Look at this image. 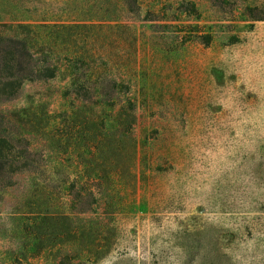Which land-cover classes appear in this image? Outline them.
<instances>
[{"label":"rangeland","instance_id":"obj_1","mask_svg":"<svg viewBox=\"0 0 264 264\" xmlns=\"http://www.w3.org/2000/svg\"><path fill=\"white\" fill-rule=\"evenodd\" d=\"M59 22L66 26L54 42L50 25ZM16 23L49 25L32 31H44L62 62L73 47L81 70L107 61L136 100L134 159L127 143L118 151L135 186L120 189L110 249L86 264H264V0H0L2 31ZM68 72L25 81L0 108L32 107L45 125V110L57 116L72 102ZM83 126L76 165L62 152L56 168L44 140L31 136L37 171L17 173L0 194V264L60 261L58 239L44 236L37 249L22 227L37 211L69 207L60 178L77 177L84 195L83 159L100 153L87 151ZM91 168L95 178V160ZM34 193L42 198L31 204ZM56 226L49 222L45 234Z\"/></svg>","mask_w":264,"mask_h":264},{"label":"trees","instance_id":"obj_2","mask_svg":"<svg viewBox=\"0 0 264 264\" xmlns=\"http://www.w3.org/2000/svg\"><path fill=\"white\" fill-rule=\"evenodd\" d=\"M41 26L49 25L16 23V28L10 33H5L0 28V103L17 98L25 81L51 79L63 69L69 70L64 94L72 98V102L67 110L57 116L45 110L43 126H40L42 119L32 107L7 111L0 108V194L13 183V177L17 173L37 171L35 169L39 167L40 161L33 155L31 136L44 140L56 168L63 165L58 156L62 152H69L71 165H76L78 161L73 157L78 138L76 129L78 132L79 124L84 122L83 128L88 135L87 140L83 137L87 151L94 148V152L100 153L96 159L90 156L83 159L86 174L81 188L84 195L79 192L77 177L70 181L60 178L57 185L61 188L65 186L68 190L65 204L69 207L56 213L37 211L22 228L34 240L33 247L37 249L43 247L44 236L49 240L58 239L63 251L58 264H86L103 257L110 249L111 242L107 235L116 233L112 220L121 206L120 189H125L128 183L135 186V176L131 171L129 175L132 176V183L122 171L125 164L118 159V151L119 143L123 141L129 146V160L134 159L137 146L133 133L136 100L129 95L126 80L110 73L107 61L87 62L81 70L78 63L81 61L82 64V58L71 47L68 51L74 58L70 57L62 62L56 55L60 52L57 46L51 48L43 43L46 36L44 31H32V28ZM50 26L55 28L51 36L54 39L52 41L56 42L59 27L66 25L59 22ZM40 39L42 43H39ZM122 90L126 93L124 97L119 95ZM81 111L84 115L80 114ZM59 124L64 128L60 129ZM104 151H108L107 157L103 155ZM93 160L99 168L95 178H92L90 172ZM40 198L42 194H31L30 203H39ZM99 209L102 211H98ZM89 212L92 214L85 216ZM49 222L57 223L55 233L49 232L50 235L44 231ZM110 223L111 227H108ZM100 237L105 243L95 241ZM257 246L260 244L256 245L255 250ZM86 252L88 257L80 260L81 254ZM76 258L78 263H75Z\"/></svg>","mask_w":264,"mask_h":264}]
</instances>
